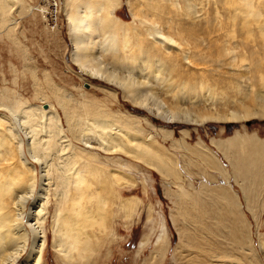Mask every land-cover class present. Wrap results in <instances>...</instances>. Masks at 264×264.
I'll use <instances>...</instances> for the list:
<instances>
[{"label": "rangeland", "instance_id": "1", "mask_svg": "<svg viewBox=\"0 0 264 264\" xmlns=\"http://www.w3.org/2000/svg\"><path fill=\"white\" fill-rule=\"evenodd\" d=\"M103 1L0 0V180L34 175L39 191L50 179L37 202L47 212L43 264H264V0H251L249 14L240 0H105L113 14L103 10L102 23L118 17L128 43L119 37L110 48L98 30L93 63L132 83L130 96L73 61L68 13ZM134 95L192 117H239L167 123ZM49 107L50 126L34 124L49 147L39 146L44 180L43 167L21 157L32 161L19 122ZM95 117L120 128L114 138L104 132L114 151L85 144L101 130ZM59 153L71 163L66 185ZM75 168L86 176L77 186Z\"/></svg>", "mask_w": 264, "mask_h": 264}, {"label": "bare ground", "instance_id": "2", "mask_svg": "<svg viewBox=\"0 0 264 264\" xmlns=\"http://www.w3.org/2000/svg\"><path fill=\"white\" fill-rule=\"evenodd\" d=\"M104 2L105 0L103 1V3H99V2L96 4L87 3L84 9L80 10L79 8H72L70 10V13H68V19L71 25V36H72L71 38L74 45L73 61H75V63L79 65L83 70V72L87 74L89 77L114 83L115 85L120 86V88L124 90V93L127 96H130V92L132 91V83L119 80L116 76L117 74L115 75L113 72L108 71L106 68H102L99 64L93 63V59L95 58V55L93 54V50L98 42L95 41L93 36L98 32V30L100 29L104 30L107 36L106 40L110 41V48L116 45V43H118L119 37L123 38L125 36L122 34V31L124 30L122 24L116 21L119 20L118 17L114 16L111 21H107V23H102L103 20L99 14L102 13L103 10H106L110 14H113L112 13L113 11L111 10L112 6L105 7ZM235 2L236 0L234 1V3ZM239 2L242 7L240 5H238V7L240 9L243 8L244 10L243 12L249 14L252 6V1L240 0ZM134 17L136 16L134 15ZM98 22H100V24ZM124 38L125 40L123 46H126L128 40H126V36ZM165 38L168 39L169 42L174 41V39L170 36ZM139 59L140 60L142 59L143 61H147L149 58L146 55H143L140 56ZM159 62L160 61L156 59V64H158ZM134 97L135 98H132V101H134L137 105H140V107H143V109L145 108L149 112H152L153 115H156L157 117L159 116L161 119H164L165 122L167 123L186 122V123L196 124L198 122L202 123L205 121H214V120L227 122L239 117L238 114L234 112L226 115L212 113L210 115L205 116L204 118H198L199 116L192 117V115L188 114L187 112H176L174 110H168L160 106H157L155 108V106H152V104L147 103V101H144V99L140 100L135 95ZM51 109L50 107L49 109H46L44 111L38 109V112L36 110H35L36 112L33 110L30 113V115L28 114L29 112L23 111V113L20 115L21 119L19 122L20 128L25 133V139L27 140L26 149L32 161H30V159H28L24 155H21V157L24 158V163L26 162L33 165V162H35L37 164H40L41 167H43L41 168V172H42L41 176L44 178V180L49 175L48 174L49 163L47 162L48 158L45 154L41 156V152H42L41 148L43 146L42 147L40 146L41 140H39L40 138H38L37 129H36L37 126L35 128L34 124L36 123L35 119H39V118L41 120L42 119L47 120V123H44V125L46 124L48 126L50 123H52V117L54 116L52 115ZM11 110L13 111V109ZM250 115L251 113L248 116ZM93 120H94L93 124L96 127H100L101 130L99 132L97 131L98 133H94L93 137L88 135L83 136V139L85 140V144H87L88 147H93V148L96 147V145L92 142L93 138H95L101 142L99 148L114 151V148H111V146L109 145L110 142L105 140V138L107 135L109 136L110 134H112L110 135V137L114 138L118 134L117 131H120V128L118 129V127L114 126V124H112L111 121L107 122L106 120H103L98 117L93 118ZM93 127H87L86 129L93 132L94 131ZM73 129L76 130V125H74V127L71 126V131ZM104 132H108L106 136L104 135L105 134ZM51 133L52 131L49 132L47 130L46 135L44 134L47 141L52 137ZM58 133L60 134L59 131ZM3 138L0 139L1 142H4ZM64 138L65 137L61 135V139ZM234 140L237 141L236 143H240V141H245L243 139V136H239V137L237 136L234 138ZM65 142L67 145H69V143H67V140H65ZM217 144L219 147H221L220 143ZM45 148L47 147H43V150H45ZM227 148L228 146L225 144L222 149L226 151ZM64 150L66 149H63V151ZM223 150L222 152L224 153ZM58 156L60 159L59 174L61 178L64 179L63 184L65 183L64 185H66L68 184L66 183L68 179H65L66 178L65 174L66 171L68 170L69 164L71 163L70 160L68 159L69 157L68 153L67 154L59 153ZM229 160L232 162L231 159ZM4 161H6V159H4ZM47 163L48 165H46ZM43 164L45 165L43 166ZM84 170L85 169H79V168L74 169V174L72 173V175H74L73 177L75 178L74 180L75 186L80 185L81 182L84 180V177L86 178V176H84L85 175ZM3 178L0 180V264H15L16 261H18V259H20L25 252H28L26 259H24L23 262L20 264H43L42 258L47 243L46 235L43 233V227H44L43 224L45 219V216L43 215L47 214V212L45 214H42L43 211L39 209L40 206H38L37 202L38 199H40V196L42 195V192H40L42 191V187H45L50 179L47 181V183L45 182L46 184L43 183V186L38 191L39 186L37 185L36 176L34 175H30L29 177H27V179L21 178V176L13 177V178L12 177L11 178L6 177L4 179ZM32 197H35L34 200H32L33 206L31 205L32 206L31 212H29V214L27 213L26 215L24 214L25 211L24 209ZM6 200L10 204L9 205L10 207L5 204ZM42 201L43 200H41L40 202ZM32 209L35 210H33L32 212ZM52 218H53L52 231L56 238L55 246L56 247L62 246V241H61L62 239L60 237L62 220L60 219V212L58 209L53 214ZM30 234L32 235L31 237L32 239L30 238Z\"/></svg>", "mask_w": 264, "mask_h": 264}, {"label": "water", "instance_id": "3", "mask_svg": "<svg viewBox=\"0 0 264 264\" xmlns=\"http://www.w3.org/2000/svg\"><path fill=\"white\" fill-rule=\"evenodd\" d=\"M251 123H252L251 121L248 122V124H251Z\"/></svg>", "mask_w": 264, "mask_h": 264}]
</instances>
